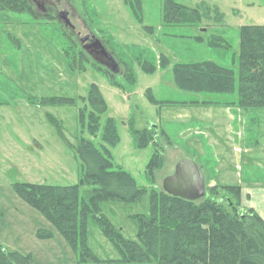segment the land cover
<instances>
[{
    "label": "rangeland",
    "instance_id": "obj_1",
    "mask_svg": "<svg viewBox=\"0 0 264 264\" xmlns=\"http://www.w3.org/2000/svg\"><path fill=\"white\" fill-rule=\"evenodd\" d=\"M68 1L81 20L74 24L76 32L82 31L87 38L93 30L120 62L118 73L85 49L81 37L66 29L61 19L39 15L34 5L31 11L0 10V250L30 253L33 264H75L78 258L55 224L13 187L16 181L59 185L79 181L81 161L59 135L50 114L61 120L72 140L83 134L110 150L114 161L129 170L143 187L140 200L107 199L101 203L100 214L110 217L130 239L137 240L139 225L133 215L150 212L151 193L164 189V178L175 171L181 158H191L201 165L207 186L240 184L242 200L249 179L264 176V107L231 111L223 103H198L187 108L182 105L196 98L238 97L241 26L264 24V0H177L192 7L207 2L224 13L222 22L212 17L186 25L164 22V0H142L141 19L128 0ZM9 33L21 40L20 46ZM216 34L224 36L231 46L225 42L211 45L209 40ZM80 48L88 55L83 70L73 68L67 54L77 53ZM162 53L169 57L166 67H161ZM144 59L155 63L156 69L144 70L140 62ZM199 59L234 67L235 92L180 88L174 77V62ZM124 60L134 66L135 82L123 74ZM104 70L118 84L112 83ZM92 83L99 85L108 103V109L101 114V128L109 117L117 121L120 139L116 144L107 142L101 130L92 133L80 127L84 105L80 96L88 94ZM150 94L174 102H156ZM131 121L136 128L156 132V145L137 146ZM157 146L163 163L152 179L148 163ZM255 198L257 202L259 198ZM260 201L258 207L264 212V200ZM40 229L52 230L54 235L40 236ZM88 244L101 257H120L93 216L88 218Z\"/></svg>",
    "mask_w": 264,
    "mask_h": 264
},
{
    "label": "trees",
    "instance_id": "obj_2",
    "mask_svg": "<svg viewBox=\"0 0 264 264\" xmlns=\"http://www.w3.org/2000/svg\"><path fill=\"white\" fill-rule=\"evenodd\" d=\"M128 2L141 19L142 0ZM32 9L34 7L29 0H0V10L20 12ZM35 14L39 16L37 12ZM212 17L222 22L224 13L207 2L192 7L177 0H164L166 24H194ZM45 18L54 19L55 16L49 14ZM9 37L20 46L19 38L11 33ZM197 39L202 37L197 36ZM209 43L231 46L224 36L218 34L213 35ZM67 54L73 68H86L84 62L88 61V55L82 48L77 53ZM140 62L146 71L156 69V64L147 59ZM168 63L169 57L162 53L161 67ZM104 71L112 83L118 84L108 70ZM173 71L177 85L185 90L233 93L237 87L236 69L213 59L178 60L173 64ZM122 72L130 82L136 81L135 68L129 61H123ZM238 78L236 99L209 98L192 102L234 104L244 111L264 107V24L241 26ZM150 98L161 103L174 102L154 95ZM56 99L77 100L73 97ZM80 99L84 103L80 127L88 128L92 133L101 130L107 142L116 144L120 139L116 119L109 117L101 128V114L108 109V103L99 85L92 83L88 94L80 96ZM50 119L81 161L79 181L68 185L16 181L13 187L19 196L55 224L77 253L75 264H264V217L254 206L243 203L240 184H206V194L195 200L170 194L164 189L153 191L150 212L133 215L139 224L137 240L127 238L110 217L100 214L101 203L107 199L140 200L145 192L143 187L129 170L114 161L110 150L103 149L83 134L72 140L61 120L53 114H50ZM131 132L139 147L157 143L156 132L150 128H136L132 122ZM162 163V151L157 146L148 163L147 171L152 179ZM87 185L89 187L83 189ZM89 216L94 217L102 232L120 252V257H101L88 244ZM38 234L52 237L54 232L40 229ZM21 263L33 264L32 255L18 250L9 253L0 250V264Z\"/></svg>",
    "mask_w": 264,
    "mask_h": 264
},
{
    "label": "water",
    "instance_id": "obj_3",
    "mask_svg": "<svg viewBox=\"0 0 264 264\" xmlns=\"http://www.w3.org/2000/svg\"><path fill=\"white\" fill-rule=\"evenodd\" d=\"M62 20L65 25H73L74 22L69 15V9H62ZM93 41L83 44L101 64L107 66L112 72L118 73L121 69L120 62L108 49L100 37H93ZM94 47V49H91ZM163 188L166 192L179 195L187 199L195 200L206 194V178L199 165L191 158H181L175 167V171L167 175L163 180Z\"/></svg>",
    "mask_w": 264,
    "mask_h": 264
},
{
    "label": "flooded vegetation",
    "instance_id": "obj_4",
    "mask_svg": "<svg viewBox=\"0 0 264 264\" xmlns=\"http://www.w3.org/2000/svg\"><path fill=\"white\" fill-rule=\"evenodd\" d=\"M29 1L35 6V9L37 10L39 15L41 14L47 16L49 14H52L55 16L56 19L59 18L62 20V16H63L62 9L67 8L70 11L69 15L71 16L74 24L75 22H78V20L81 21L78 18V15H76L75 9L71 6L68 0H29ZM74 24L64 25V27L73 32H76V26ZM76 33L81 37L82 44H88L91 41H93V39H95L93 37H97V34L93 32V30L91 31V34L87 38L84 36V33L82 31L78 30ZM91 49H94V47H91Z\"/></svg>",
    "mask_w": 264,
    "mask_h": 264
},
{
    "label": "crops",
    "instance_id": "obj_5",
    "mask_svg": "<svg viewBox=\"0 0 264 264\" xmlns=\"http://www.w3.org/2000/svg\"><path fill=\"white\" fill-rule=\"evenodd\" d=\"M196 99H198V98H196ZM193 100H195V99H190V100L184 101L182 104L183 107L187 108L191 105L198 104V103L192 102ZM226 106L229 107L231 111L234 108L236 109V111L239 109V107L237 105H234V104L226 105ZM164 132L167 133L166 130H164ZM261 164L263 165V169H264V162H262ZM254 197L259 198V199H257V202L254 201V200H256V198L254 199ZM260 200H264V176L258 180L257 179H253V180L249 179V184H247V186L245 188H243V203L247 206H254L255 209L264 217V212H262L261 209H259V207H258V204H260L258 202H261Z\"/></svg>",
    "mask_w": 264,
    "mask_h": 264
}]
</instances>
